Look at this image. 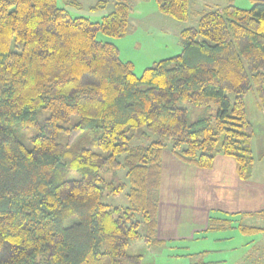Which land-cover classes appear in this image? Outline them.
I'll list each match as a JSON object with an SVG mask.
<instances>
[{
    "label": "trees",
    "instance_id": "16d2710c",
    "mask_svg": "<svg viewBox=\"0 0 264 264\" xmlns=\"http://www.w3.org/2000/svg\"><path fill=\"white\" fill-rule=\"evenodd\" d=\"M156 2L163 15L189 20L190 0ZM115 5L95 22L72 16L58 0H0V264H141V255L127 253L131 241L164 243L158 225L165 150L202 169L230 156L240 178L252 176L254 126L245 96L254 86L264 91V0L249 9L231 2L195 11L198 25L181 31V53L140 76L118 46L97 40L99 31H130L132 5ZM212 102L214 118L192 123L181 106ZM41 109L49 112L42 120ZM16 124L36 130L32 149ZM85 130L100 151L73 153L71 143ZM153 134L159 139L148 142ZM122 168L127 183L105 178ZM125 188L128 206L103 202L105 191ZM233 222L210 216L206 232Z\"/></svg>",
    "mask_w": 264,
    "mask_h": 264
},
{
    "label": "rangeland",
    "instance_id": "374dc122",
    "mask_svg": "<svg viewBox=\"0 0 264 264\" xmlns=\"http://www.w3.org/2000/svg\"><path fill=\"white\" fill-rule=\"evenodd\" d=\"M118 0H58L60 7L66 8L72 16L87 17L92 21H101L102 18L115 9ZM132 5L130 31L122 37H112L102 31L97 33V40L112 42L118 46L123 61L134 64L135 73L141 75L144 70L153 66L157 61L178 55L182 51L181 31L190 26H197L198 21L194 12L201 8L199 2L190 0V18L187 22H181L172 17L163 15L156 0H128ZM76 2V4H73ZM237 6L249 9L252 6L250 0H237ZM227 95L234 102L235 94ZM264 91L260 86H254L245 96L247 113L254 126L252 137V149L255 158L252 175L264 177ZM187 108V119L190 123L201 118L212 117L217 114L218 105L214 102L205 106H193L181 103ZM49 115L45 109H41L39 118L42 120ZM79 117L74 115L71 122L77 123ZM15 133L27 146L32 149L31 137L36 134L34 129H23L20 124L15 125ZM64 137H60L62 140ZM95 135L90 130L75 139L70 148L73 153L80 152L83 148H91L100 151L94 143ZM159 139L158 135H152L148 142ZM170 143L168 137L162 138ZM147 142V143H148ZM126 169L104 172L105 178L114 179L117 184L127 183ZM128 188L117 194L104 192L103 202L111 208L115 206L126 207L129 205L127 198ZM254 216L242 218L238 222L249 225L264 226V218ZM237 227V226H236ZM145 233L144 227L140 228ZM237 231L233 235V231ZM227 228L212 232H204L197 239L181 242H164L162 245H153L145 241L144 237L133 240L127 249L130 255H141V264H246L244 258L247 255L248 264H256L257 257L263 252L253 245L259 239L254 234H242L240 230ZM253 249V250H252ZM257 256V257H256Z\"/></svg>",
    "mask_w": 264,
    "mask_h": 264
},
{
    "label": "crops",
    "instance_id": "0c3cea01",
    "mask_svg": "<svg viewBox=\"0 0 264 264\" xmlns=\"http://www.w3.org/2000/svg\"><path fill=\"white\" fill-rule=\"evenodd\" d=\"M196 1L201 5L198 10L207 5L223 7L237 3V0ZM159 201L158 238L166 243L196 240L206 232L210 216L231 218L233 229L240 230L238 221L243 217L262 216L257 213L264 210V177L257 179L253 174L248 180L240 178L236 162L230 156L220 154L212 168L202 169L182 162L165 150ZM254 235L260 239L252 248L263 252L256 256V264H264V232ZM244 261L248 264L247 255Z\"/></svg>",
    "mask_w": 264,
    "mask_h": 264
}]
</instances>
